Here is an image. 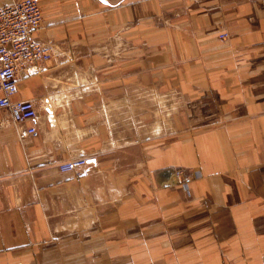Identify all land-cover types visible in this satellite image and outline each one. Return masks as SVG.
<instances>
[{
	"label": "crops",
	"instance_id": "1",
	"mask_svg": "<svg viewBox=\"0 0 264 264\" xmlns=\"http://www.w3.org/2000/svg\"><path fill=\"white\" fill-rule=\"evenodd\" d=\"M115 1L38 0L52 58L13 95L37 136L0 109V264H264V0H163L154 93L175 128L122 143L153 88L89 45L135 21Z\"/></svg>",
	"mask_w": 264,
	"mask_h": 264
},
{
	"label": "rangeland",
	"instance_id": "2",
	"mask_svg": "<svg viewBox=\"0 0 264 264\" xmlns=\"http://www.w3.org/2000/svg\"><path fill=\"white\" fill-rule=\"evenodd\" d=\"M116 1V4L120 5L121 19L127 16L122 9L129 3L135 6V21L129 24L121 23L113 38L110 34H104L103 38L93 40L89 45L118 50L114 57L119 59L121 65L127 64L128 58L130 62L135 60L137 82L145 78L146 81H151L153 88L150 98L143 94L140 96L138 92V102L125 113L126 118L120 120V143L129 138L137 140L152 137L160 133V129L163 130V137L169 136L175 128V118H172L175 105L167 103L165 97L163 103H160L154 93V89L159 93L160 88L155 86L161 76L163 79L164 74L160 72V66L163 67V0ZM163 94L165 96V93ZM140 97L144 98L145 102H140Z\"/></svg>",
	"mask_w": 264,
	"mask_h": 264
},
{
	"label": "built area",
	"instance_id": "3",
	"mask_svg": "<svg viewBox=\"0 0 264 264\" xmlns=\"http://www.w3.org/2000/svg\"><path fill=\"white\" fill-rule=\"evenodd\" d=\"M38 0H11L0 5V109L8 110L12 121L20 127V136L38 135V112L32 100L13 99L18 78L38 73L50 61V49L37 40L34 32L41 27L42 12ZM221 33L220 38L227 37ZM86 158L66 161L61 171H78ZM176 176H182L177 170ZM183 188L187 180L183 177Z\"/></svg>",
	"mask_w": 264,
	"mask_h": 264
}]
</instances>
